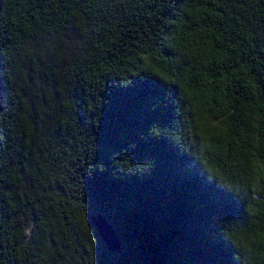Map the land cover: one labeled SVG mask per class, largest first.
Here are the masks:
<instances>
[{"label": "trees", "instance_id": "1", "mask_svg": "<svg viewBox=\"0 0 264 264\" xmlns=\"http://www.w3.org/2000/svg\"><path fill=\"white\" fill-rule=\"evenodd\" d=\"M0 98V264H264V0H1Z\"/></svg>", "mask_w": 264, "mask_h": 264}, {"label": "clouds", "instance_id": "2", "mask_svg": "<svg viewBox=\"0 0 264 264\" xmlns=\"http://www.w3.org/2000/svg\"><path fill=\"white\" fill-rule=\"evenodd\" d=\"M200 136L204 137L203 144H197L195 145V149L197 154L206 156L209 152V150L213 147L211 143L212 136L205 133H200ZM261 161L264 162V150L261 151L260 155ZM188 168H196L201 175H203L206 180L211 183V181L199 170V166L197 165L195 161V157L189 159ZM258 185L257 187L253 188L252 183H249L248 188V194L249 196H255V200L253 201L254 204L264 206V163H262L260 168V176L257 178ZM247 246L245 247L242 245V249L245 253H252L253 248L255 245H260L262 248H264V227L261 228V230L257 233L255 231L250 232L246 237Z\"/></svg>", "mask_w": 264, "mask_h": 264}, {"label": "water", "instance_id": "3", "mask_svg": "<svg viewBox=\"0 0 264 264\" xmlns=\"http://www.w3.org/2000/svg\"><path fill=\"white\" fill-rule=\"evenodd\" d=\"M0 4H1V0H0ZM0 110H1V98H0ZM91 223L93 224V226L97 229V231L99 232V234L101 235L102 239L105 241V243L107 244L108 248H115L116 246H114L116 244V239L113 237L111 231L109 230V228L107 227V225L98 217H91Z\"/></svg>", "mask_w": 264, "mask_h": 264}]
</instances>
